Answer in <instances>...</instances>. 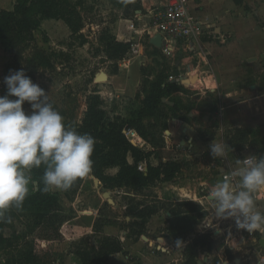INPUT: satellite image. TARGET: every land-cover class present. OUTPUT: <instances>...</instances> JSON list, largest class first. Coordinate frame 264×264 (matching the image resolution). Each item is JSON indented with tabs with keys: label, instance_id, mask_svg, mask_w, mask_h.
I'll list each match as a JSON object with an SVG mask.
<instances>
[{
	"label": "rangeland",
	"instance_id": "obj_1",
	"mask_svg": "<svg viewBox=\"0 0 264 264\" xmlns=\"http://www.w3.org/2000/svg\"><path fill=\"white\" fill-rule=\"evenodd\" d=\"M191 3L194 7L199 5L203 12H211V7H218V10L224 12L220 19H214L213 22L209 19L212 24H215L213 28L217 29L218 36L210 40V47H205L209 65L200 69L202 72L208 69L209 73L205 74L206 77L209 74L212 75L211 78H207V84L212 92L206 91L198 84L191 87V91L188 92V95L194 98H185L189 101L185 104L186 107H193L196 102L200 104L199 108L203 112V117L210 118L207 122L199 121L200 127L196 131L204 139L214 138L216 141L230 145L228 156L234 164L241 163L248 157L264 156V0H191ZM214 13L212 12L213 16ZM82 15L85 21L82 33L89 42L85 46L71 37L68 27L62 21L44 20L35 32L36 45L51 56L54 68L33 71L30 65L33 52L28 50L17 59L9 53L7 43L0 42V96L7 94L4 78L10 74V71L23 69L34 83L49 94L50 101L59 107L65 122L80 120L86 106L87 95L97 84L96 76L102 72L111 77L114 76L113 62L108 60L104 53L99 52V38L102 32L106 29L112 31L111 25L115 20L113 11L105 0L94 3L88 1L82 7ZM61 53L67 57L59 58ZM126 58L125 60H129L130 56ZM148 58V60L144 59L146 60L144 69L136 72L134 91L142 92L144 87L150 88L151 82L158 79L167 81L168 76L174 74L168 69V63L161 56L155 57L148 53ZM117 75L118 78H111L109 82L99 84H107L106 87L114 94L117 91L121 92L118 89L119 86L128 77L133 78V74L129 73L120 62ZM144 98L145 95L142 94L140 99L135 98L133 102H129V110L135 111L141 108ZM200 98H204L202 103H199ZM10 99L15 100L16 97H10ZM118 101L121 104V100ZM235 103L242 104L238 120L246 133L243 137L236 138L237 127L224 119L227 112L224 108ZM113 104L114 102L110 106L111 110ZM23 107L26 112H31L28 102H25ZM213 115L216 117L215 120ZM126 134L132 143L134 137L129 132ZM235 144L243 147L244 152H233L232 148L236 146ZM181 162L190 164L189 161ZM221 162V158L214 159L208 151L192 162V169L188 166L184 172H178L179 175L176 178L182 175L185 177V174L189 177L190 174L195 173L207 177L208 171L205 173V169L201 171L199 169L213 164L220 166ZM109 174L114 175L115 171H110ZM159 187L162 188V186ZM54 192L59 195L70 221L61 229L63 240L48 242L44 249L55 253L57 259L62 261L61 264H81L73 252L75 243L86 235L92 237L93 243L106 235L124 238L123 224L130 222L126 216V208L130 204L127 195L129 190H106L102 184L95 185L90 174L75 194L68 195L66 191ZM105 192L110 193L109 198L104 196ZM145 195L150 203L154 201L155 195L157 196L153 189L147 190ZM262 196L264 197V193ZM110 198L113 203L109 202ZM164 198L168 197L164 196ZM189 198L184 200H190ZM97 220H102L104 225L100 232L94 233ZM151 226L153 229L146 236L151 241H145L144 237L138 243L127 241L126 251L112 256L107 264H184L185 245L177 247L169 245L167 241L166 243L158 242L166 230L165 217L156 219ZM17 228L22 230L23 225L17 223ZM10 234L11 231L7 230V235L10 236ZM220 242L212 253L201 254L199 264H218L215 259H220L222 256H224V262L221 264H264L263 254H255L251 248L252 252H247L246 249L231 251L232 258L228 259L225 257V249L222 250L223 254L219 253L222 249ZM3 257L4 254L0 253V264L4 262Z\"/></svg>",
	"mask_w": 264,
	"mask_h": 264
},
{
	"label": "trees",
	"instance_id": "obj_2",
	"mask_svg": "<svg viewBox=\"0 0 264 264\" xmlns=\"http://www.w3.org/2000/svg\"><path fill=\"white\" fill-rule=\"evenodd\" d=\"M88 1L94 3L98 0H17L12 11H0V42L7 43L9 53L17 59L28 50L33 52L30 61L33 71L54 68L51 56L36 45L35 32L44 20L62 21L68 27L71 37L77 39L80 45H87L88 39L82 33L85 28L82 7ZM110 1L118 7H125L127 16L130 7L133 10H141V0H133L134 3L132 0ZM99 43V52L104 53L107 59L113 62L112 74L117 75L119 63L128 55L132 44L119 41L108 29L102 32ZM151 47L154 49L152 54L155 57L161 56L166 60L161 49L152 45ZM62 57L67 56L61 53L59 58ZM166 62L168 63L167 60ZM168 69L172 70L173 75L179 74L177 67L168 64ZM144 84L143 82V87ZM106 85L96 84L87 95L86 106L80 120L66 123L78 132L89 133L95 138V151L92 157L93 178L99 180L106 190L130 191L127 192L130 204L126 208V216L130 222L123 224L124 241L120 237L106 235L93 243L92 237L86 235L75 243L73 254L81 264H107L112 256L126 251L127 241L138 243L147 236V226L151 219L161 211H167L170 216L166 221L163 238L172 246H176L178 240L183 242L184 264H199L201 254L212 253L218 246V242L211 234L196 233L197 226L209 216L207 210L201 204L190 200L165 202L159 200L156 195L154 201L150 203L145 195L147 190L160 183L174 181L179 172V163L172 160L171 155L166 152L164 134L168 130V121L172 118L188 123L192 121L190 117L192 107H186L179 96L173 97V94L179 92L188 94L187 88L181 83L155 80L151 82L149 89L144 87L142 92H138L137 99H140L142 94L145 95L142 107L132 111L129 118H126L112 114L110 106L114 102L115 94ZM163 99H169L174 105L164 103ZM53 105L60 110L55 103ZM129 131H136L147 145L143 148L133 145L126 134ZM244 135L246 133L243 130H237L235 138ZM131 136H135L132 138L136 143V135ZM235 149L240 152L243 147L237 146ZM153 157L158 160L157 166L151 163ZM141 165H145V172L139 170ZM111 169H117V173L109 174L108 171ZM43 172L44 169L41 167L29 173L30 194L23 209L12 210L11 222H0V253L4 254L3 264L62 263L55 253L44 248L48 242L63 240L61 229L70 218L56 192L42 191ZM84 180L85 178L78 180L66 193L75 194ZM17 223L23 225L22 230H18ZM103 225L102 220H97L94 233L100 232ZM7 230L11 231L10 236L7 235ZM224 249L225 257L231 259L230 248ZM215 261L218 264L222 263L219 258Z\"/></svg>",
	"mask_w": 264,
	"mask_h": 264
},
{
	"label": "clouds",
	"instance_id": "obj_3",
	"mask_svg": "<svg viewBox=\"0 0 264 264\" xmlns=\"http://www.w3.org/2000/svg\"><path fill=\"white\" fill-rule=\"evenodd\" d=\"M4 83L7 94L0 96V222L8 223L12 210H22L30 194L33 169H44V193L68 191L92 173L96 141L68 125L49 94L23 69L10 71ZM25 102L31 106L30 113L23 107ZM209 149L214 159L227 158L230 145L214 139ZM242 164L231 173L239 178L235 188L224 179L210 191L213 213L218 220L233 219L237 229L264 231V212L256 202V194L264 192V156L248 157ZM182 245L176 242L177 247Z\"/></svg>",
	"mask_w": 264,
	"mask_h": 264
},
{
	"label": "crops",
	"instance_id": "obj_4",
	"mask_svg": "<svg viewBox=\"0 0 264 264\" xmlns=\"http://www.w3.org/2000/svg\"><path fill=\"white\" fill-rule=\"evenodd\" d=\"M16 1L17 0H0V11L1 10L12 11L14 9ZM105 2L109 5L111 11H113L115 15L114 16L115 20H113V24L111 25L113 27L111 28L112 29L111 33L114 36H116L119 41L129 42L131 44H134L136 42L144 43L143 44L144 48L142 51V55L140 57H137V58L130 57L129 60L124 59L123 60L124 63L123 61H121V64H123L126 67L127 71L133 74V78L128 77L124 81V83L121 86H119L118 89L121 92L117 91L115 94L112 114L122 115L126 118H129L132 112L131 109L129 110L130 108L129 102H133L136 98V95L138 94L137 90L134 91V89H136L135 88L136 72L137 71L139 72L141 69H143V67L146 66V60L144 59H147V60L149 59L148 53H150V55H153L152 53L154 49L151 47L152 44L150 43L151 39L154 36H156V32L154 31V28H153V14L156 13L159 9L163 8V6H165L166 0H141L140 1L141 10H133L132 7H130L131 10L129 11L128 16L125 13V7H118L117 5L113 4L110 0H105ZM132 3H134L133 0H132ZM191 8L195 16L198 17L205 24L210 26L213 32L215 31V35L218 36L216 34L217 29L213 28L215 24H212V22L214 21V19H217V18L220 19V16L223 15L224 12L220 9L218 10V7L216 8L211 7L212 9L211 12H203L201 8L199 7V5L194 7L192 3H191ZM212 12L213 13L215 12L214 16ZM209 19L212 22H210ZM216 36L214 38H216ZM210 40L209 42L207 41V43L205 44L206 48L211 46ZM168 64L170 66L174 65L172 62H169V61H168ZM176 64H177V68L179 66V68L177 69L178 73H180L181 70L186 69L185 66H187V64L180 65L179 62H177ZM191 64L193 66L192 69L195 70L197 74H199V72L201 73V71L197 69L198 64L196 60L192 61ZM105 77H107L108 81L105 79L104 80L109 82L111 78H118V75H114L113 77H111V75L110 76L105 75ZM206 82H207V79H206ZM184 87L187 88L188 92H190L191 91L190 88L194 86H191V84H189L187 87L186 86ZM134 93L136 95H134ZM174 96L175 97L179 96L180 98H182L184 104L189 102L186 99L194 98L192 95H188L182 92L175 93L173 94V97ZM203 99L204 98H200L199 100L201 102L199 101L198 102L202 103ZM118 100H121V104H119ZM165 100L167 102H164V103L169 102L168 103L169 105L173 104L169 101V99H165ZM195 104H193V107L191 108L190 117L192 118V121L190 123L185 122L184 120H181V119L172 118L168 121V130L165 132L166 152H168L171 155L172 160L179 163L180 165L179 172H184L185 169L188 168V166H190L192 169L193 168L192 162L198 159V157H201L202 155H205V153L210 151L209 145L214 140V138L204 139V137H202L199 134V132L196 131V129L200 127V125H198L199 121L207 122L210 118L203 117L204 116L203 112H201L199 108L200 104H196V105ZM241 105H242L241 103H235V104L228 105L227 108H224L227 111L226 114L224 115V119H226L225 121L235 124L238 130H242V127L240 126V122L238 120L240 119V115H241V110H240ZM214 116L215 115H213V117ZM215 119L216 117L213 118V120ZM129 134L136 135L137 137L136 143L132 142L133 145L139 148H143L144 146L147 145V143L139 137L136 131H130ZM232 151L235 153L244 152V150L239 152L235 148H232ZM221 159H222V162L220 166L213 164L207 167L202 166L199 169V171H201V169L203 170L205 169L204 170L205 173L206 171H208L207 177L202 176V174L200 173L190 174L189 177H188V174H185V177H183L182 175L180 178H175L174 181L172 182L160 183L158 184V187H154L153 190H155L159 200L166 201V202H176V201L187 199V197H190L189 198L190 200L196 201L197 203L201 204L207 210V212L209 213L208 221L214 224L213 222L215 220L214 218L215 216L213 213L214 201L209 199V193L214 187L211 185V182L219 178L220 174L223 172L234 171L236 169L243 167L242 162L238 164L232 163L229 156H227V158H221ZM164 161L166 162V159H164ZM181 161H189L190 164H186ZM151 163L152 165L157 166L158 160L153 157L151 159ZM110 171H115V174L117 173V169H111L108 172ZM177 175H179V173H177ZM93 181L96 185L94 178H93ZM99 185H101V183H99ZM159 186H162V188H160ZM165 191H168L169 193ZM164 196L168 198H164ZM256 202H257L258 210L261 212H264V197L259 196L258 198H256ZM161 216L165 217V221H167L170 214L167 211H161L158 215L153 217L147 226L148 233H151L150 231L151 229H153V226H151V224L156 219L160 220ZM225 231H226V228L223 227L219 236L226 235ZM144 239L145 241H151L150 238L146 236L144 237ZM255 241H256L255 238H250L246 236L245 240L238 242L237 245L231 244L230 249L233 252H235L234 250L239 251V250L246 249L247 252L253 251V253L255 254H259V255L263 254L264 256V244L258 245L257 243H255ZM158 242L166 243V240L165 238L161 237L158 239ZM220 247L222 248V246ZM250 248L252 251H250ZM222 250L223 249H221L219 253H221ZM219 257L221 256L219 255ZM220 259L222 260V263H223L224 256H222Z\"/></svg>",
	"mask_w": 264,
	"mask_h": 264
},
{
	"label": "built area",
	"instance_id": "obj_5",
	"mask_svg": "<svg viewBox=\"0 0 264 264\" xmlns=\"http://www.w3.org/2000/svg\"><path fill=\"white\" fill-rule=\"evenodd\" d=\"M153 28L156 34H160L162 37V46L160 48L162 56L172 62L174 64L173 67H177V62L180 65L187 64L185 70H181L178 75H171L169 81L182 84L185 80H189L191 86L199 84L206 91H211L212 89L207 84L206 79L212 77V75L205 76V74L209 73L208 69L197 74L192 69L191 62L196 60L197 69L199 70L209 65L205 44L216 35L210 26L195 16L191 8V0H168L163 8L153 14ZM143 48L142 42L132 44L128 56L131 58L140 57ZM139 170L145 172V166L141 165ZM232 172H223L220 177L222 180L229 179L235 188L239 178H233L231 176ZM262 193L264 192L257 193L256 198L262 196ZM208 217L197 226V232L199 234H211L215 241H222L220 242L222 249L230 247L231 244L237 245L238 242L245 240L246 236L255 238V243L258 245H261L260 241H264V231L258 230L249 233L246 230L237 229L233 219H215L213 221L214 224H212L208 221ZM223 227L226 228V235L219 236Z\"/></svg>",
	"mask_w": 264,
	"mask_h": 264
},
{
	"label": "water",
	"instance_id": "obj_6",
	"mask_svg": "<svg viewBox=\"0 0 264 264\" xmlns=\"http://www.w3.org/2000/svg\"><path fill=\"white\" fill-rule=\"evenodd\" d=\"M150 43L153 45V46H155L156 48H158V49H160L161 48V46H162V37H161V35L160 34H156V36H154L152 39H151V41H150ZM105 75H107V74H105V73H100V74H98L97 76H96V83L97 84H99V83H101V82H99V80H107V77H105ZM108 81V80H107ZM106 81V82H107ZM106 82H103V83H106ZM189 80H185L182 84H183V86H188L189 85ZM163 102H167L165 99H163ZM169 103V102H168ZM170 105H173V104H170ZM217 181H222V178L221 177H219V178H217V179H215V180H213L212 182H211V185L212 186H215V184L217 183ZM95 182H96V184L97 185H99V180H97V179H95ZM104 196L106 197V198H109L110 197V193H108V192H105V194H104ZM109 202L110 203H113V200L110 198L109 199ZM264 244V241H261V245H263Z\"/></svg>",
	"mask_w": 264,
	"mask_h": 264
}]
</instances>
